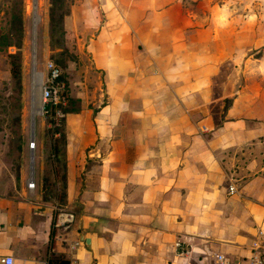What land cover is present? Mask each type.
<instances>
[{"label":"crops","instance_id":"crops-1","mask_svg":"<svg viewBox=\"0 0 264 264\" xmlns=\"http://www.w3.org/2000/svg\"><path fill=\"white\" fill-rule=\"evenodd\" d=\"M214 10L211 0H74L65 29L82 66L52 159L63 175L50 170L54 195L41 161L28 179L19 170L16 189L0 185V264L249 257L264 232V153L247 148L264 144V89L215 94Z\"/></svg>","mask_w":264,"mask_h":264},{"label":"rangeland","instance_id":"rangeland-1","mask_svg":"<svg viewBox=\"0 0 264 264\" xmlns=\"http://www.w3.org/2000/svg\"><path fill=\"white\" fill-rule=\"evenodd\" d=\"M73 2L63 0L55 8L52 17L60 20L52 30L50 0H0V185L6 191L16 189L18 183L12 182L18 180L21 168L28 179L39 161L44 164L48 182L44 185L50 195L55 193L54 189L50 191V170L55 167L58 177L63 175L61 163L52 162L57 150L62 155L63 117L57 121L48 115L49 105L41 100V82L34 74H40L41 81L45 62L56 63L68 103L67 81L73 67L82 66L75 38L67 37L64 32V17ZM211 4L215 9L212 17L223 24L214 34L224 38L217 44L223 54L219 58L215 94L230 95L248 87L255 93L264 89V0H211ZM15 65L19 67L18 79L12 76ZM260 93L264 96L263 91ZM228 102H224V109ZM67 107L60 108L62 113ZM214 107L219 108V104ZM31 141L35 142L32 150ZM247 148L257 155L264 153V144ZM248 158L256 160L257 156L252 154ZM58 211L57 207L54 212Z\"/></svg>","mask_w":264,"mask_h":264},{"label":"built area","instance_id":"built-area-1","mask_svg":"<svg viewBox=\"0 0 264 264\" xmlns=\"http://www.w3.org/2000/svg\"><path fill=\"white\" fill-rule=\"evenodd\" d=\"M45 73H41L40 83V97L43 104L51 105L53 107V117L59 120L63 117L60 110L61 107L67 105L64 84L60 81L61 70L51 61H46L44 64ZM35 147V142L31 141L29 148L32 150ZM29 189L34 188L33 179L30 178L27 183ZM229 191L234 192L230 187ZM73 215L70 213L60 214L57 218V223L60 226L67 227L73 222ZM245 261L230 260L223 254L214 253L210 258L209 264H264V232L258 230L256 239L250 247V255ZM4 264H13V260L9 257L3 260Z\"/></svg>","mask_w":264,"mask_h":264},{"label":"trees","instance_id":"trees-1","mask_svg":"<svg viewBox=\"0 0 264 264\" xmlns=\"http://www.w3.org/2000/svg\"><path fill=\"white\" fill-rule=\"evenodd\" d=\"M62 3H63V0H50V4H51L50 13H51V21H52V24H53L51 26L52 27V30L55 29L56 23H58L59 22L58 20H60V18L58 20L54 19L52 17V15L54 14L55 8H58V6H60ZM68 15H69V12L65 15L64 21H63V23H64V32H65V35L66 36H67V30L65 29V18ZM257 58H260V57H257ZM54 64L56 65V63H54ZM11 71H12V76L14 78H17L18 79V76H19V67H16V65H15V68L11 69ZM60 79H61V76H60ZM46 110H47V113H48L49 116L53 115V112L54 111H53V107L51 105H49ZM63 112L66 113V110L63 111ZM47 264H69V262L67 260H65V259L54 258V259H50Z\"/></svg>","mask_w":264,"mask_h":264},{"label":"bare ground","instance_id":"bare-ground-1","mask_svg":"<svg viewBox=\"0 0 264 264\" xmlns=\"http://www.w3.org/2000/svg\"><path fill=\"white\" fill-rule=\"evenodd\" d=\"M36 23H37V22H36ZM34 76H35V79H37V81L40 82V75L37 74V73H35ZM36 114H37V113H36Z\"/></svg>","mask_w":264,"mask_h":264}]
</instances>
